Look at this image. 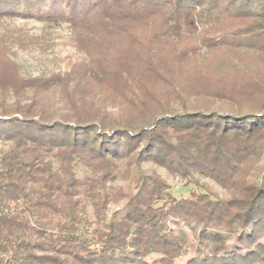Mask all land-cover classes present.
I'll use <instances>...</instances> for the list:
<instances>
[{
    "label": "trees",
    "instance_id": "1",
    "mask_svg": "<svg viewBox=\"0 0 264 264\" xmlns=\"http://www.w3.org/2000/svg\"><path fill=\"white\" fill-rule=\"evenodd\" d=\"M8 17L68 23L88 54L126 34L147 48L123 66L119 112L98 94L104 65L84 63V94L0 55V264H177L184 227L185 264H264V0H0ZM3 33L8 51L48 41ZM139 71L173 103L137 89ZM169 178L195 188L175 197Z\"/></svg>",
    "mask_w": 264,
    "mask_h": 264
},
{
    "label": "rangeland",
    "instance_id": "2",
    "mask_svg": "<svg viewBox=\"0 0 264 264\" xmlns=\"http://www.w3.org/2000/svg\"><path fill=\"white\" fill-rule=\"evenodd\" d=\"M12 29H20L29 36H43L48 41L42 44H27L23 47L15 45L8 51L1 42V35L4 34V31ZM135 33L139 39H144L147 33L146 28L143 26L136 27ZM72 36L71 27L65 22H44L33 18L20 17L0 19V55L9 57L13 63L20 66L18 74L21 77L37 76L41 73H59L62 75L72 73V78L75 77L81 80L77 92L84 94L95 92L93 84L83 78L84 63L92 62L97 65H104L113 72L112 75L114 76L115 82L113 85L98 89V94L102 93L105 97L103 103L106 108L116 112H119L121 108H125L127 95H130L129 92L132 89L124 88L122 91L118 89L126 81L124 80L126 74L122 73L123 66L127 62L138 61L141 58L140 53L145 51L147 46L139 41H135L132 34H126L116 39L113 43L107 44V46H91L88 54L86 51L79 50L75 46L71 40ZM158 50L159 48L155 47L151 48L150 52L155 53ZM156 58L162 60V62L170 60L169 55L166 54L156 56ZM4 65L0 64V70L13 76L11 64L7 63L6 66ZM262 66L264 67V65ZM250 68L253 69L252 66ZM259 73L256 76H261L262 82L264 83V72ZM166 74L168 76L167 78L173 81V86L180 89L185 87L186 82L181 71L178 73L168 71ZM128 77H131V75H128ZM240 77L241 79H246L247 76L242 72ZM211 78L214 80L213 76ZM135 81L137 89H139L141 84L142 89L149 88L157 96L173 103L169 99L166 90H164L162 84L165 82L160 77L148 76L144 71H139L136 74ZM133 90H135L136 94H140L136 89L133 88ZM103 96L101 95L100 98ZM169 183L171 185V194L178 198L187 196L189 191L195 188L193 185H187L171 178H169ZM184 230L189 242L193 245L194 241L191 238L190 230L186 227H184ZM192 245L188 247V255L179 258L176 261L177 264H185L189 258L194 256V247Z\"/></svg>",
    "mask_w": 264,
    "mask_h": 264
}]
</instances>
